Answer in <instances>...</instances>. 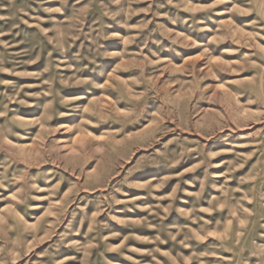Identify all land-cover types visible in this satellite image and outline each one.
Segmentation results:
<instances>
[{
    "label": "rangeland",
    "instance_id": "1",
    "mask_svg": "<svg viewBox=\"0 0 264 264\" xmlns=\"http://www.w3.org/2000/svg\"><path fill=\"white\" fill-rule=\"evenodd\" d=\"M0 264H264V0H0Z\"/></svg>",
    "mask_w": 264,
    "mask_h": 264
}]
</instances>
